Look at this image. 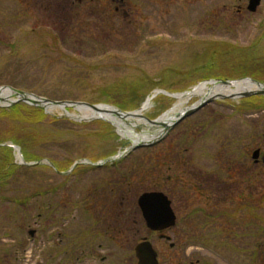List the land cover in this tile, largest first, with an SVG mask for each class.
Wrapping results in <instances>:
<instances>
[{
  "label": "rangeland",
  "instance_id": "374dc122",
  "mask_svg": "<svg viewBox=\"0 0 264 264\" xmlns=\"http://www.w3.org/2000/svg\"><path fill=\"white\" fill-rule=\"evenodd\" d=\"M247 6V0H0V88L83 102L106 98L103 88L114 78L131 83L150 77L159 87L142 95L138 107L123 108L115 98L97 104L137 112L155 92L164 91L141 113V122L138 117L131 120L142 126L136 133L152 136L158 129H149L145 119L154 120L177 105L179 110L194 106L203 96L183 100L179 96L204 82L251 78L264 83V0L255 13ZM207 10L224 17L225 25H207ZM41 30L51 33L57 45L51 48V38L48 44H38L33 31ZM213 45L216 50L227 46L226 56H212ZM213 58L217 59L212 66L205 64ZM262 97L214 100L179 122L163 140L111 166L69 175L75 163L74 171L89 160L75 161L66 169L56 165L47 169L43 167L50 160L45 158L47 164L38 165V171L9 179L0 191L4 196L0 197V264H134L135 247L145 238L158 251L161 263L187 258V262L202 259L203 264H248L247 250L228 252L203 245L206 232L190 226L188 214L198 206L208 213L215 209L216 201L206 198L210 192L198 191L199 172L210 175L217 164L216 151L232 150L238 169L229 188L234 203H223L222 208L237 210L232 218L236 230L246 222L244 204L264 193L263 164L255 165L252 159L253 152L264 146ZM47 114L78 123L103 120H85L73 108H54ZM120 141L123 145L126 139ZM127 146L126 142L118 148L123 151ZM179 149L189 151L179 154ZM263 157L264 149L260 161ZM243 161H248L245 168L256 178L251 186L243 181ZM15 163L21 165L17 158ZM189 186L194 189L187 194L182 187ZM155 191L168 195L177 214V226L162 233L171 241L148 229L138 205L143 193ZM224 241L226 248L240 243L249 244L251 254L255 251L251 240ZM258 255L257 264H264V247Z\"/></svg>",
  "mask_w": 264,
  "mask_h": 264
},
{
  "label": "trees",
  "instance_id": "16d2710c",
  "mask_svg": "<svg viewBox=\"0 0 264 264\" xmlns=\"http://www.w3.org/2000/svg\"><path fill=\"white\" fill-rule=\"evenodd\" d=\"M214 11L215 10L206 11L208 12L207 17L210 20V23L206 24L211 26H214L216 23H219L218 25H225L224 17H221ZM33 32L36 35V42L38 44H48L47 39L51 38V41H53L51 48L54 44L57 45V41L51 33L43 32V30ZM215 47L218 46L213 45L214 50L212 51V56H217V58L226 56L227 46H225L226 48L217 50ZM208 53L207 48L204 53H202V56L206 57V54ZM216 59L213 58L205 64H210V66H212L211 63H214ZM79 80L80 79L77 81ZM113 80L115 81H113L114 83L112 85L108 86V88L107 86L103 88V92L107 96L106 98L99 97L95 100L83 99V102L97 104L100 102H109L110 98H115L120 102L116 104L123 108H127V106H130L129 108H136L139 106V101H141L139 98L142 95H150L156 87H159L157 84L152 83L150 77L140 78L139 81L131 83H127L125 78H122V81L120 78H114ZM69 98L70 97H67L66 99ZM262 98L263 99L261 100L264 101V97ZM56 99L54 98L53 100ZM63 99L65 100V98L59 100ZM249 100L256 101L254 99ZM259 106L264 107V104H259ZM159 115L160 113L153 118H156ZM261 136L262 134L260 135V138ZM117 140L118 136L114 132V128L108 122L103 120L78 123L70 121L68 118L53 117L47 114L45 110L25 103H17L9 108H0V191H2L1 189L9 183V179H14L18 174H27L28 172H36L41 169L40 166H22L16 164L14 148L2 144L11 143L14 146L19 147L24 160L27 163L37 162L48 158L50 162L57 167L66 169V167L71 166L78 160L85 159L92 163H96L116 154L117 147L119 146ZM186 140L187 139L183 140L180 146H182ZM55 146H58L59 149H55ZM186 151L189 150L179 149L177 152L181 154ZM43 168L50 169V166L46 165ZM86 168H88V166L79 167L73 172L75 173L80 171V169L82 170ZM66 177L68 178L69 176L67 175ZM182 189L187 194H190L191 190L194 188L189 186L187 188L182 187ZM0 197L4 196L0 194ZM17 201L22 202L19 200ZM245 207L248 209L253 208L249 205H246ZM198 212H200V209L196 208L189 212L188 217L192 222L190 223V226L192 224L195 225V227H198V232L200 233L206 232V234H203V237L207 238H205L206 240L204 239V241L201 240V243L207 244L209 247L214 246L217 249H225L228 252H235L237 249H240L239 252H250V248L245 247V249L240 245H235L231 249L226 248L227 243L224 240H229L230 237H232V233L223 230H220L219 233H217L210 227L217 219L225 218L226 216L221 217V215L227 214L228 211L219 208L216 216H211L209 213L202 215ZM209 220L212 222L211 224H209ZM249 235L251 237L253 236V234ZM255 251L257 253L254 255L252 253L251 258L258 255V250ZM258 256H260V254ZM251 264H257V262L251 261Z\"/></svg>",
  "mask_w": 264,
  "mask_h": 264
},
{
  "label": "water",
  "instance_id": "95a60500",
  "mask_svg": "<svg viewBox=\"0 0 264 264\" xmlns=\"http://www.w3.org/2000/svg\"><path fill=\"white\" fill-rule=\"evenodd\" d=\"M248 6L247 10L251 13H255L258 10V7L261 5L262 0H247ZM244 80H249L252 83H254L257 86L256 90H248L243 91L235 94H228V95H206L200 99V101L195 104L194 106L190 108L184 109L182 112H176L174 113V120L167 124L165 122L160 121L162 116L155 120H151L149 118H146L145 120L149 123V129H158V132H156V137L149 142H136L134 139L141 138L143 135L131 134L133 138L126 137L127 143L130 144V147L127 149V153L132 152L136 148H140L143 146H148L155 144L162 140L167 133L175 127L179 122L183 121L184 119L192 116L202 108H204L209 103H212L216 99H236V98H243V97H251L255 95H264V83H261L257 80L251 79V78H245ZM242 80H210L205 83H215V84H221V85H233L236 82H239ZM8 93L6 96L3 94ZM158 93H165L164 91H158ZM0 101L3 102V105H0V108H9L17 103H26L31 106H35L38 108H41L48 112L49 110H52L54 108H59L62 110L67 111L68 108H73L76 110H79L80 108H88L92 111L100 113L103 111V107H109L112 108L110 110L111 113H113V116H119L122 119H125V116L136 114L137 112L141 111L142 109L138 110L137 112H130L126 113L121 111L118 108L111 107L108 105L103 104H90L88 102H78V101H58V100H52L46 97L38 96L33 93H29L23 90H19L12 87H5L0 88ZM141 115V114H140ZM69 117L74 118L73 116L69 115ZM142 117V116H141ZM85 120L89 119H107L105 117H93V118H84ZM160 130V131H159ZM144 134H150L149 132H143ZM159 133V134H158ZM147 136V135H146ZM139 140V139H138ZM5 145V144H3ZM11 145V144H10ZM20 151V149H19ZM19 156L22 160V164L26 166H35L40 164H46L47 161H39L35 163H26L23 161V156L20 151ZM259 157V150H256L253 154L254 159H258ZM116 158H110L105 162L108 161H114ZM48 163L53 166L49 161ZM104 162L93 164L94 166H102ZM78 165V162L73 165V168ZM72 168V170H73ZM72 170H70L67 174H69ZM138 205L141 210L143 219L151 231L154 232H162L167 229H171L176 226L177 222V216L172 208V201L169 199V197L163 193V192H145L143 193L139 199H138ZM34 231L30 232V235H34ZM135 254L136 258L138 259L137 264H159L158 262V253L154 249L153 244L147 240L146 238L140 242L135 247Z\"/></svg>",
  "mask_w": 264,
  "mask_h": 264
},
{
  "label": "flooded vegetation",
  "instance_id": "af4514ba",
  "mask_svg": "<svg viewBox=\"0 0 264 264\" xmlns=\"http://www.w3.org/2000/svg\"><path fill=\"white\" fill-rule=\"evenodd\" d=\"M262 140L264 141V133H262L261 136ZM260 138V139H261ZM262 146V145H260ZM264 149V146L262 147H258L257 150H259V157L258 159H254L253 158V154H252V159L255 165H260L263 164V169H264V157L262 158V160L260 161L261 158V152ZM216 153L218 154V156H216V158L218 160L213 161L215 163H217L214 168L212 167L211 174L208 175L205 173V177H204V172L200 171L199 173V179L198 180V191L199 193L205 192L208 193L210 192V194L207 195L206 198L209 199V201L215 200L216 204L215 209L211 210L212 213H209L211 216H216V213L219 209V207H223V203H227L228 201L231 202V204L234 203V197L235 195H230L229 194V188H231L233 185H230V181L232 180V175L235 174V171L238 170L237 166H235L237 164V162L235 163V159H234V151L231 150H220V151H216ZM262 162V163H261ZM243 168L248 166V161H243ZM241 170V172H245L244 174V179L243 181L245 182V180L248 181V183H250V186L252 184L253 181H255L256 178L253 179L252 174L249 170H247L246 168ZM262 170V169H261ZM261 172V171H260ZM263 172V170H262ZM205 179V180H204ZM228 185V186H227ZM226 194V195H223ZM222 195V196H220ZM251 195V194H250ZM255 198V197H254ZM253 198V199H254ZM257 200L254 202L251 199L249 200H244L246 201V204L244 205H249L250 207H253L252 209H247V213H245L246 215H244L243 217L245 218V223L243 224H238L237 226V230L235 229V226H232V218H234L233 214L234 212H237V210H235L234 212H230L229 210L226 209V211H228L227 214L221 215V217H225L222 219H217L215 221V223L213 225H211L210 227L213 228L214 231H226L229 233H232V237H230V239H243V240H248L250 242V240L252 241V247L255 248V250H258V254H260V250L264 247V212H263V201H264V193L262 195H258L257 196ZM230 207L233 208L234 205H231ZM241 205V204H240ZM239 205V206H240ZM243 205V204H242ZM229 207V206H227ZM198 209H200V214H205L208 213L207 209H204L201 206H198ZM224 209V208H223ZM206 211V212H205ZM227 220V224L225 223ZM209 227V226H208ZM207 227V228H208ZM209 228V229H211ZM209 229H205V230H209ZM166 232V231H164ZM161 232L159 233L161 238L163 236ZM249 234H253V236L251 237ZM255 239H258L257 241H255ZM173 244V246H172ZM237 245L242 246V247H246L248 248L250 245L249 244H240L237 243ZM171 248L175 247L174 243L170 244ZM245 248V249H246ZM248 253V252H247ZM251 254V252H249ZM257 252H253V255L256 254ZM250 254H248V264H250L251 261H258L259 259L257 258V256H253V258H251ZM95 258V257H94ZM136 258V257H135ZM96 259V258H95ZM107 257L102 258V263H105V261H107ZM158 261L159 264H165V263H161V260L159 258V253H158ZM170 264L171 263V258L169 260ZM71 262H69L70 264ZM72 264V263H71ZM110 264H121L120 262L118 263L117 261H113V263ZM134 264H137V259L135 260ZM175 264H203L202 259H197L195 261L191 260L189 262H187V258H180L178 262H176ZM206 264V263H205Z\"/></svg>",
  "mask_w": 264,
  "mask_h": 264
},
{
  "label": "bare ground",
  "instance_id": "6f19581e",
  "mask_svg": "<svg viewBox=\"0 0 264 264\" xmlns=\"http://www.w3.org/2000/svg\"><path fill=\"white\" fill-rule=\"evenodd\" d=\"M257 88V86L252 83L249 80H242L239 82L234 83L233 85H221V84H215V83H203L197 87H195L192 91H190L185 97L184 96H179V98L181 100H183L184 98H191L193 96H206V95H227V94H235V93H239V92H243V91H248V90H255ZM8 93L4 92V96H6ZM152 105V99H148L143 107L141 108L142 110L137 112L136 114H132V115H127L125 116V119L130 120V122H132L131 120L135 119L138 117H141V113L143 111H147ZM183 105L182 103L180 104V106ZM179 107V105H177L174 109H172L170 112H168L167 114H165L160 121L165 122L167 124H170L175 116L174 113L178 112V111H182L177 109ZM103 111H101L100 113L92 111L88 108H80L78 111L83 114V118H93V117H105L111 121H113L115 123V125L118 127L119 131L121 132V134L124 137H130V130L127 127V125L125 123H123L121 121V118H117L113 116V113L110 112V110L112 108L109 107H103ZM139 121L141 122L142 120L139 119ZM134 123V122H133ZM132 123V124H133ZM135 125H137L136 123H134ZM144 125V124H143ZM146 126V125H145ZM159 134V133H158ZM151 136H146L143 135V137L141 138H137L134 139L137 143L138 142H148L151 141V139H153L155 135ZM139 139V140H138Z\"/></svg>",
  "mask_w": 264,
  "mask_h": 264
}]
</instances>
